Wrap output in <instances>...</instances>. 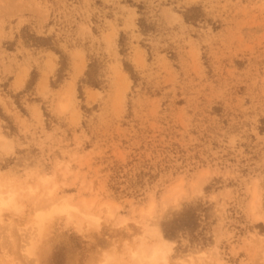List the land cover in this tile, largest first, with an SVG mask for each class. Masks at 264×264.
<instances>
[{
  "label": "rangeland",
  "instance_id": "obj_1",
  "mask_svg": "<svg viewBox=\"0 0 264 264\" xmlns=\"http://www.w3.org/2000/svg\"><path fill=\"white\" fill-rule=\"evenodd\" d=\"M0 190V264H264V0H0Z\"/></svg>",
  "mask_w": 264,
  "mask_h": 264
},
{
  "label": "bare ground",
  "instance_id": "obj_2",
  "mask_svg": "<svg viewBox=\"0 0 264 264\" xmlns=\"http://www.w3.org/2000/svg\"><path fill=\"white\" fill-rule=\"evenodd\" d=\"M74 89V88H73ZM72 92H73V90H72ZM49 176V175H48ZM41 177H43V176H41ZM52 178V177H51ZM42 180L44 181L43 183L45 184V182H46V184L48 183L47 181H50V178H48V177H44V178H42ZM43 185V184H42ZM50 185V184H49ZM37 185H35V187H36ZM38 188V187H37ZM43 188V187H42ZM30 189H31V191L33 190L31 187H30ZM35 189V188H34ZM1 191V190H0ZM53 192V191H52ZM174 192V191H173ZM8 193V192H7ZM6 193V194H7ZM9 193L10 194H12L11 193V191L9 190ZM8 193V195L9 196H3V194H1V192H0V211L4 208V207H6L7 208V206H9L10 207V209H12L13 207V205H14V207L15 206H17L16 204H14L15 203V201H14V196L16 195V193H15V195L14 194H12V195H10ZM48 193H51V191L50 192H48ZM6 194H4V195H6ZM14 195V196H13ZM18 195V194H17ZM260 195V194H259ZM8 197V198H7ZM171 197H173V195L171 196ZM174 198V197H173ZM257 199H259V198H257ZM69 201V203H67V202H64L61 206H59L58 204H55L52 208H51V210H49V211H46V210H41V211H37V214H36V216H35V218H36V221H35V224L37 223V228L39 227V228H41L42 227V225H43V223H44V221H45V219H47V216L48 215H52L53 213H55V212H68L69 214L72 212V210L73 209H75V207H73L72 205H70L71 203H70V200H68ZM257 204V203H256ZM10 205H12V206H10ZM12 207V208H11ZM151 207V206H150ZM17 208V207H16ZM149 209H147L146 210V212L148 211ZM152 211V210H151ZM77 212V211H76ZM75 213V212H74ZM148 213H149V211H148ZM71 215H72V213H71ZM109 215V214H108ZM107 215V216H108ZM114 215V214H113ZM109 216H112V215H109ZM120 216V215H119ZM88 217V219L90 220V222L91 221H95V223H96V221H98V217H94V216H92V215H88L87 216ZM117 217V216H116ZM121 217V216H120ZM120 217H117V222H118V220H120ZM0 218H1V216H0ZM71 218V217H70ZM119 218V219H118ZM122 219H123V217H122ZM1 220V219H0ZM124 221H126L127 219H123ZM124 221H122V222H118L119 224L120 223H123ZM92 223V225H93V222H91ZM94 223V224H95ZM34 224V225H35ZM79 224V223H78ZM97 224V223H96ZM99 224V223H98ZM116 225V224H115ZM99 226V225H98ZM146 226V225H145ZM148 226V225H147ZM154 226H150V227H148L147 229H151V228H153ZM156 227V226H155ZM158 227V226H157ZM146 229V231L148 232L149 230H147ZM155 229V231L152 233V231H150V236L152 235V234H154V236H157V240L156 241H154V242H152L151 244H149V245H147V243H146V241H144V239L140 242L141 243V245H140V247H138L137 246V248L138 249H136L135 250V252H134V254L132 255V259H134V261H133V263L132 264H167L168 262H169V260H170V254H171V252H172V242H170L169 240H167L163 235H162V233H161V231L159 230V228L157 229V228H154ZM42 230V229H41ZM40 229H39V231H41ZM145 231V230H144ZM145 231V232H146ZM147 232H146V234H147ZM149 233V232H148ZM144 235V234H143ZM149 235V234H148ZM153 236V235H152ZM140 237V236H139ZM140 238V239H141ZM146 239V238H145ZM146 243V244H144V242ZM139 243V244H140ZM206 255V254H205ZM200 256V255H199ZM113 257V256H112ZM116 257V256H115ZM192 257V256H191ZM203 257V256H202ZM106 258H107V256H106ZM195 258H197V256H195ZM108 260H109V256H108V258H107ZM192 259H193V257H192ZM192 259H190L189 258V260H192ZM108 260H106L107 262H108ZM112 260H114V259H112ZM112 260H110L111 261V263H112ZM116 260V259H115ZM105 261V260H104ZM181 262V261H180ZM183 262V261H182ZM193 262V261H192ZM110 262H108V264H109ZM185 264H188V262L186 263V262H184ZM183 263V264H184ZM191 263V262H190ZM194 263V262H193Z\"/></svg>",
  "mask_w": 264,
  "mask_h": 264
}]
</instances>
